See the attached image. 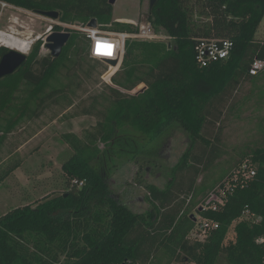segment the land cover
I'll use <instances>...</instances> for the list:
<instances>
[{"label": "trees", "instance_id": "obj_1", "mask_svg": "<svg viewBox=\"0 0 264 264\" xmlns=\"http://www.w3.org/2000/svg\"><path fill=\"white\" fill-rule=\"evenodd\" d=\"M0 1L40 15L59 12L64 23L86 25L97 19L110 31H138L114 21L109 0ZM190 1L156 0L150 6L147 21L156 32L172 37L170 48L162 42L127 41L121 68L111 78L116 88L110 89V106L102 113H83L98 118L84 137L63 135L73 151L63 165L68 189L0 217V264H80L104 242L112 246L97 264H219L221 257L227 264H264V243L258 242L264 238V141L241 152L239 160L231 158L228 169L213 178L210 172L224 151L216 144L207 149L211 144L208 126L214 123L217 104L244 83L260 90L264 99V71L249 74L255 59L264 60V41L257 39L264 0H201L210 19L203 26L192 22ZM53 30L60 32L61 28L54 26ZM70 32L59 57L50 53L40 58L44 45L40 39L26 62L0 80V155L9 135L25 121L39 117L48 100L65 92L54 88L53 82L70 69V63L82 67L87 58L101 63L90 57L86 34ZM201 39L230 40L229 57L201 69L195 60ZM10 51L0 47V61ZM176 121L188 134V149L172 167L164 187L147 185L143 202L150 208L131 213L110 190L100 162L114 148L133 143L126 129L153 139ZM244 162L256 169V176L246 180L243 188L239 183L219 210H202L200 205L226 179L232 180ZM1 165L0 185L20 163ZM75 180L84 186L73 185ZM245 210L261 221H239L234 227L235 240L225 246L232 224ZM196 214L220 225L204 243L188 239Z\"/></svg>", "mask_w": 264, "mask_h": 264}, {"label": "rangeland", "instance_id": "obj_2", "mask_svg": "<svg viewBox=\"0 0 264 264\" xmlns=\"http://www.w3.org/2000/svg\"><path fill=\"white\" fill-rule=\"evenodd\" d=\"M150 6V0H117L113 5V19L136 28V24L140 26L148 23ZM189 6L193 12V23L201 26L210 23L201 0H191ZM59 21L21 8H8L0 20V41L4 40L3 44L13 42L9 36L2 35L3 32L11 34L15 39L29 44V52L25 53L29 55L38 40L46 44L49 29ZM257 39L264 41V20L257 32ZM49 54L46 47L42 48L40 58ZM100 62L87 58L82 67L70 63V69L63 70L58 81L53 82L54 88L65 89V92L54 100H48V106L39 117L34 116L25 121L9 135L0 155L1 168L15 162H19L20 167L0 185V217L19 207L36 206L45 198L68 189L63 165L73 155V151L64 142L63 135L75 133L84 137L85 132L92 130L98 118L83 113L88 110H92V114L105 112L110 106V89L116 88L111 78L120 70L121 63L111 68ZM55 101L58 104L53 103ZM214 115V123L208 126L210 134L207 139L211 144L207 149L216 144L224 151V157L216 162L210 172L211 178L225 172L231 158L239 160L241 152L262 145L264 99L260 96V90L244 83L237 93L233 92L222 104H217ZM126 132L132 137L133 143L118 146L105 154L100 166L108 176L110 190L129 207L131 213H140L150 208L143 202L147 185L164 187L167 184L172 167L188 149V134L177 121L166 126L153 139L133 130L126 129ZM101 148L104 150L103 145ZM201 180L202 176L198 181ZM196 215V218H200ZM238 222L232 224L225 246L235 240L234 227ZM118 227L122 229L121 223ZM120 231L117 230V233ZM102 246L80 264L100 262L112 245L104 242ZM219 264H227L224 257H221Z\"/></svg>", "mask_w": 264, "mask_h": 264}, {"label": "built area", "instance_id": "obj_3", "mask_svg": "<svg viewBox=\"0 0 264 264\" xmlns=\"http://www.w3.org/2000/svg\"><path fill=\"white\" fill-rule=\"evenodd\" d=\"M8 8H18L16 6L10 5L6 2L0 1V20L4 15V11ZM11 19L16 20L15 17ZM89 24V23H88ZM82 24H69L59 21L56 26L61 28V33H70V31H79L83 34H86L87 38L90 41V57L92 59H96L99 61H117V67L120 63H122L125 52H126V43L127 41H141V42H161L171 46L172 37H169L161 32H156L151 23L141 24L138 26L136 24V28L138 31L135 33H126V32H115L108 30L106 26H100L98 24L97 28H91ZM54 26L51 27L48 33L55 32L53 30ZM52 31V32H51ZM4 36H9L13 42H9L14 46H5L10 50L19 51V47H24L27 42H22L21 39H15L11 34L2 33ZM4 41V40H3ZM104 42L106 44H111L114 47L112 48V54L108 56L98 55L96 52L97 42ZM3 46L0 43V47ZM232 42L227 39H201L198 41L196 46V55L195 60L197 65L201 68H208L211 65L226 60L230 52L232 50ZM46 44L43 45L42 48H45ZM47 48V47H46ZM20 52V51H19ZM29 52V51H28ZM22 53V52H21ZM25 54V53H24ZM28 55V54H26ZM111 67V66H110ZM113 68V67H111ZM264 71V60L255 59L251 65L249 70V74L251 76H257L261 72ZM256 176V169L249 165L248 162H244L240 168H238L232 180L226 179L224 181V185H220L218 189L212 192L208 198L203 202L200 206L202 210H213L217 211L220 209V206L225 204V201L228 199V196L233 193V190L241 184L243 188L245 186L246 180H249ZM233 182V183H232ZM73 185L82 188L84 186V182L75 180L73 181ZM223 186V187H222ZM238 221H247L250 224L258 223L261 221L259 216L251 213L249 210H245L242 213V216ZM196 225L193 230L190 232L188 239L193 242L204 243L210 237L211 233L216 231L219 228V223L208 220L202 217H198L195 222ZM259 243H264V238L258 241ZM126 264H132L131 262H127ZM179 264H196L192 262H181Z\"/></svg>", "mask_w": 264, "mask_h": 264}, {"label": "water", "instance_id": "obj_4", "mask_svg": "<svg viewBox=\"0 0 264 264\" xmlns=\"http://www.w3.org/2000/svg\"><path fill=\"white\" fill-rule=\"evenodd\" d=\"M156 0H151V8L154 6ZM117 0H109L110 5H114ZM47 18L53 20L59 19V12H46L41 14ZM91 28H97V19H92L89 24ZM70 33L52 32L46 38V47L50 51L51 55L55 58L59 57L62 53L63 48L70 40ZM170 48V46H169ZM28 55L19 51L11 50L9 53L4 55L0 61V80L15 73L27 60ZM104 63L113 68L117 67V61H104ZM197 218L195 217V222Z\"/></svg>", "mask_w": 264, "mask_h": 264}, {"label": "snow or ice", "instance_id": "obj_5", "mask_svg": "<svg viewBox=\"0 0 264 264\" xmlns=\"http://www.w3.org/2000/svg\"><path fill=\"white\" fill-rule=\"evenodd\" d=\"M114 46L111 44H106L104 42H97V46H96V52L98 55H104V56H108L112 54V48Z\"/></svg>", "mask_w": 264, "mask_h": 264}, {"label": "bare ground", "instance_id": "obj_6", "mask_svg": "<svg viewBox=\"0 0 264 264\" xmlns=\"http://www.w3.org/2000/svg\"><path fill=\"white\" fill-rule=\"evenodd\" d=\"M7 37H8V36H7ZM2 42H3V41H0V43H2ZM8 44H10V43H7V42H6L5 44L2 43L3 46H14V45H12V44H11V45H8ZM28 46H29V44L26 43L24 47H19L18 50H19L20 52H22V53H23V52H24V53H28V51H29Z\"/></svg>", "mask_w": 264, "mask_h": 264}, {"label": "crops", "instance_id": "obj_7", "mask_svg": "<svg viewBox=\"0 0 264 264\" xmlns=\"http://www.w3.org/2000/svg\"><path fill=\"white\" fill-rule=\"evenodd\" d=\"M115 21V20H114Z\"/></svg>", "mask_w": 264, "mask_h": 264}]
</instances>
